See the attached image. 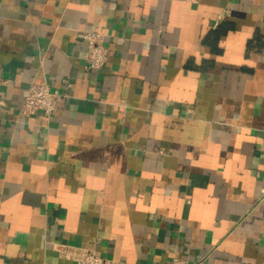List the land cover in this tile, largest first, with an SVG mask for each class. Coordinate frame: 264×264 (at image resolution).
Wrapping results in <instances>:
<instances>
[{"label": "crops", "instance_id": "crops-1", "mask_svg": "<svg viewBox=\"0 0 264 264\" xmlns=\"http://www.w3.org/2000/svg\"><path fill=\"white\" fill-rule=\"evenodd\" d=\"M85 250L264 264V0H0V264Z\"/></svg>", "mask_w": 264, "mask_h": 264}, {"label": "built area", "instance_id": "built-area-1", "mask_svg": "<svg viewBox=\"0 0 264 264\" xmlns=\"http://www.w3.org/2000/svg\"><path fill=\"white\" fill-rule=\"evenodd\" d=\"M81 39L86 42L87 49L84 53V67L87 70L102 68L108 58V49L104 45V35L98 31H85ZM61 93L51 90L47 84H30L24 95L22 104L19 107V116L29 117L35 114H42L48 123L54 114L58 102L61 100ZM69 254H66L68 257ZM76 264H112L111 260L95 254L91 250H85L78 258ZM15 264V263H5ZM170 264H190L187 260L173 257Z\"/></svg>", "mask_w": 264, "mask_h": 264}]
</instances>
